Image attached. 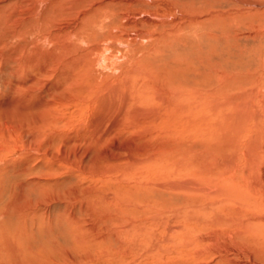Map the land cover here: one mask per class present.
<instances>
[{
	"label": "rangeland",
	"instance_id": "1",
	"mask_svg": "<svg viewBox=\"0 0 264 264\" xmlns=\"http://www.w3.org/2000/svg\"><path fill=\"white\" fill-rule=\"evenodd\" d=\"M236 3L0 0V264H264V16ZM98 90L131 98L100 126Z\"/></svg>",
	"mask_w": 264,
	"mask_h": 264
},
{
	"label": "bare ground",
	"instance_id": "2",
	"mask_svg": "<svg viewBox=\"0 0 264 264\" xmlns=\"http://www.w3.org/2000/svg\"><path fill=\"white\" fill-rule=\"evenodd\" d=\"M201 1V0H200ZM205 1H207V0H205ZM234 1V0H233ZM236 1V0H235ZM160 2V1H159ZM237 2L238 3H236V4H241L240 6L242 7L243 5L242 4H247L248 5V7L245 5V8L244 9H242V10H240V9H235V10H231V11H229V14H230V16L231 17H233V18H237L236 16H240V15H242L241 17H247L246 15H249V17L248 18H256V19H258V20H260L261 19V17L262 16H264V8H263V6H264V2H261V1H259V0H237ZM244 7V6H243ZM263 8V9H262ZM170 9H172V8H170ZM171 12V11H170ZM167 13H168V11H167ZM244 13V14H243ZM161 15H159V17H160ZM159 17L158 16H155V17H144L145 19L144 20H146L147 22H151L150 20H152L153 18V20H154V22L155 23H157V20L159 19ZM163 17H165V16H163ZM126 18L127 17H124L123 18V20L125 19V22H123L122 24L123 25H120L121 26V31H120V34L121 33H124V34H126V32H123L122 31V29H124L125 30V28L126 27H129V26H131V24L134 26V24L136 23V20H135V18H134V20H132V19H129V18H127V20L128 21H126ZM122 20V21H123ZM242 22V21H241ZM178 25V24H177ZM116 26V25H115ZM114 27V26H113ZM111 28H112V26H111ZM116 28V27H115ZM181 28V27H180ZM108 29V28H107ZM173 29V28H172ZM175 29V28H174ZM166 32V31H165ZM114 33V32H113ZM117 33H118V31L116 32V35H115V39H116V36H117ZM111 34V33H110ZM119 34V35H120ZM112 35V34H111ZM123 35V34H122ZM129 36H133L134 38H135V36H138L137 34H129V35H127L126 34V37H129ZM119 37V36H118ZM165 38V37H164ZM157 39V38H156ZM120 40V39H119ZM93 50H99V46L97 47H93ZM68 61V60H67ZM71 62H72V60H71ZM70 62V63H71ZM153 66V65H152ZM151 66V67H152ZM78 67V66H77ZM263 67V66H262ZM155 68V67H154ZM261 73H264V68H262L261 69V72H260V74ZM221 74H224V73H221ZM259 74V75H260ZM221 76V75H220ZM226 76V75H225ZM76 78V77H75ZM228 78V77H227ZM231 78H232V76H231ZM224 79V78H223ZM229 79V78H228ZM233 79H234V76H233ZM225 80V79H224ZM227 80V79H226ZM234 80H236V79H234ZM84 82V81H83ZM223 82V81H222ZM227 84V83H226ZM225 86V85H224ZM226 86H228V85H226ZM30 88V87H29ZM218 88V87H217ZM227 88V87H226ZM225 89V88H224ZM215 90V89H214ZM221 90V89H220ZM103 91L104 90H98L97 92H99V94L97 95L98 96V98H97V101L96 102H98V108L94 111V112H92V114H91V116H90V122H91V124H92V122H96V121H99L98 120V118L99 119H101V120H106L107 118V115H105L106 114V112H109L110 110H112L113 111V113L114 112H116L117 111V115H122V114H124L126 111L124 110V113L121 111V112H119L118 110H115L112 106H113V103L117 106V107H119V108H123L124 106H125V104H127L128 102L129 103H131V98L130 97H127V96H125V97H123L122 99L121 98H119L120 97V95L118 94L117 96V98H115L116 97V95L113 97H111V95H110V93L109 94H103ZM240 91V90H239ZM113 92H115V91H113ZM116 92H119L118 90L116 91ZM122 93H124V92H122ZM217 93H219V92H217ZM224 100L223 101H221V100H218L217 98H215V96H214V100H213V103H214V111H216L217 112V115H219V117H220V119H215V120H213V123H212V125L213 126H215V130H218V131H220V135L222 136L224 133H229V132H233L235 135H236V137H239L240 135H242V133L244 132V131H246V129H247V124H248V121H249V115H246V107H245V109H243L244 107H243V105H241L239 102L238 103H236V104H234V109L231 107V104H232V100L230 101L229 99H228V94H226V92L224 91ZM115 94V93H114ZM102 95H106L107 97H105V96H102ZM129 95H130V92H129ZM218 95H221L220 93L218 94ZM31 96V95H30ZM122 96H123V94H122ZM121 96V97H122ZM213 96V95H212ZM222 96V95H221ZM102 97V98H101ZM217 97V96H216ZM94 98V97H93ZM106 98V99H105ZM229 98H231V97H229ZM221 99V98H220ZM234 101V100H233ZM235 101H237V100H235ZM244 101V100H243ZM242 101V102H243ZM16 103V102H15ZM79 103V102H78ZM128 103V104H129ZM246 103V102H245ZM182 107V106H181ZM0 108H1V106H0ZM23 108V107H22ZM118 108V109H119ZM130 108H131V106H130ZM212 108V107H211ZM30 109V108H29ZM36 109V108H35ZM39 109V108H38ZM37 109V110H38ZM41 109V108H40ZM183 109V108H182ZM11 110V109H10ZM16 110H17V112L19 111V112H21V114L24 112V111H22L23 109H19V108H16ZM33 111V110H32ZM35 111V110H34ZM45 111V110H44ZM127 111H129V110H127ZM181 111H183V110H181ZM157 112V111H156ZM180 112V111H179ZM184 112V111H183ZM111 113V112H110ZM135 111L133 110V112H129L128 113V117H130V119H134L135 118ZM161 113V112H160ZM18 114V113H17ZM20 114V113H19ZM42 114V113H41ZM40 114V116H42ZM158 115H160V114H158ZM34 116V115H33ZM47 116V115H46ZM46 116H44V118L46 117ZM175 116V115H174ZM43 118V117H42ZM38 119V118H37ZM157 119V118H156ZM162 119V118H161ZM49 120V119H48ZM51 120H53V119H51ZM108 120H110V119H108ZM38 121V120H37ZM46 121V120H45ZM50 121V120H49ZM103 121L101 122V123H103ZM116 121V120H115ZM115 121H112V122H115ZM192 121V120H191ZM48 122V121H47ZM192 122H194V121H192ZM191 122V123H192ZM242 122H244V123H242ZM39 123V122H38ZM100 121L99 122H97V125H99L100 126ZM161 123H162V121H161ZM41 124V123H40ZM53 124V123H52ZM95 123H93V125H94ZM163 124H164V122H163ZM165 125V124H164ZM163 125V126H164ZM193 125V124H192ZM222 126V128H220ZM170 127V126H169ZM168 127V128H169ZM93 128H94V126H93ZM92 128V129H93ZM96 128V127H95ZM97 129V128H96ZM171 129V128H170ZM223 131H222V130ZM214 130V131H215ZM248 130V129H247ZM211 133V132H210ZM245 133V132H244ZM173 134V133H172ZM216 136V135H215ZM221 136H220V139H221ZM241 137V136H240ZM239 137V138H240ZM219 138V137H218ZM228 139H230V138H228ZM228 139H223V140H226L227 141V143L226 142H223V145L226 147V148H230L232 145L234 146V144H231L232 142H235V139L234 140H232V141H230V140H228ZM223 140H221V141H223ZM239 140V139H238ZM220 141V142H221ZM231 142V143H230ZM244 144V143H243ZM251 144V143H250ZM252 145V144H251ZM237 146V145H236ZM222 147V146H221ZM251 148V147H250ZM256 149H258L257 150V152L259 151V153H260V150H261V148L260 147H258V145H255V146H253L252 147V149L251 150H254V152L256 151ZM249 151V150H248ZM257 152H255V153H257ZM250 153V155H252V153H251V151L249 152ZM253 155H254V153H253ZM258 156V155H257ZM233 162V161H232ZM227 164V163H226ZM254 164V163H253ZM228 165V164H227ZM229 167V166H228ZM252 169V168H251ZM231 170V169H230ZM257 171V170H256ZM244 177V176H243ZM104 178V177H103ZM263 178H264V176H263ZM225 179V178H224ZM235 183V182H234ZM263 183H264V181H263ZM239 185V184H238ZM250 185V184H249ZM229 186V185H228ZM240 188V187H239ZM230 194V193H229ZM231 195V194H230ZM103 200H104V198H103ZM105 201V200H104ZM103 203V202H102ZM105 203V202H104ZM103 205V204H102ZM84 228V227H83ZM93 237V236H92ZM31 261V260H30ZM35 263V262H34ZM72 263V262H71Z\"/></svg>",
	"mask_w": 264,
	"mask_h": 264
}]
</instances>
